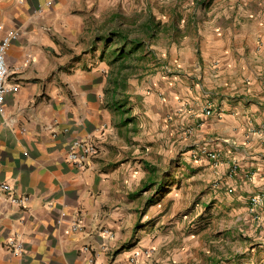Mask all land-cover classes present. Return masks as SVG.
I'll return each instance as SVG.
<instances>
[{"label": "crops", "instance_id": "0c3cea01", "mask_svg": "<svg viewBox=\"0 0 264 264\" xmlns=\"http://www.w3.org/2000/svg\"><path fill=\"white\" fill-rule=\"evenodd\" d=\"M126 14H145L153 32L162 17L163 30L180 33L170 64L201 81L167 74L149 85L147 112L126 108L101 62L118 51L111 35ZM6 40L17 89L0 104V184L12 186L0 192V264H91L85 245L97 250L94 264L125 263L168 206L156 160L151 168L141 154L160 138L170 149L174 137L185 139L183 160L219 184L215 199H242L249 210L264 193V0H0ZM155 89L167 94L159 104ZM76 140L99 147L84 168L68 159ZM12 197H27L25 206ZM183 253L152 261L183 264Z\"/></svg>", "mask_w": 264, "mask_h": 264}, {"label": "rangeland", "instance_id": "374dc122", "mask_svg": "<svg viewBox=\"0 0 264 264\" xmlns=\"http://www.w3.org/2000/svg\"><path fill=\"white\" fill-rule=\"evenodd\" d=\"M144 15L134 19L126 14L117 21V31L127 35L128 42L119 35H111V38H115L111 45L114 50L121 51L127 44L129 51L135 40L142 42L143 46L127 57H119L115 50L112 57L101 61L106 63V67L102 68L103 73L110 76L109 92L117 94L118 91L119 98L126 96V108L130 106L136 112H147L152 107L148 87L153 81L159 83L167 74L179 79L188 77L194 82L190 85L202 79L194 77L192 68L173 67L170 64V56L175 52L174 43L179 46L182 42L181 34L163 30L162 22L165 20L162 17L154 20L159 31L149 30L144 23ZM114 22L110 20V27ZM158 89L155 92L159 104L167 94ZM184 140L183 137H174L170 149L162 144L164 139L160 138L156 148H151V151L148 147L141 149V154L150 159L151 168L156 160L158 177H164L159 186L163 195L158 197L168 206L160 214L157 224L146 231L145 236L150 235V241L138 250L153 249L156 256L172 255L174 260L175 257L180 260V254L184 252L183 264H264V218L261 207L252 210L251 199L249 210L242 199L231 201L230 206L226 199H215L214 190L219 184L210 181L203 170L191 167V161L183 160L184 146L181 148L179 143L183 144ZM163 182L168 183L165 185ZM178 260L173 262L178 263Z\"/></svg>", "mask_w": 264, "mask_h": 264}, {"label": "built area", "instance_id": "2783aa9c", "mask_svg": "<svg viewBox=\"0 0 264 264\" xmlns=\"http://www.w3.org/2000/svg\"><path fill=\"white\" fill-rule=\"evenodd\" d=\"M11 41L6 40L0 44V104H3L5 102L6 96L8 93L13 92L17 89V85L15 83H11L9 81V78L11 76L10 68L7 64V53L11 47ZM211 106V104L209 105ZM205 113L208 116H211L214 111L212 107H206ZM192 132V128L186 129V133L189 135ZM203 154H205L209 159L213 161H218L220 157V151L219 150H209L207 148H203L202 150ZM99 153V147L90 142L85 140H76L74 141L68 150V159L77 167L84 168L86 164L92 160L94 156H96ZM12 191V186L3 183L0 184V192L2 193H10ZM12 201L21 205L25 206V203L27 201V197H12ZM251 204L253 206L252 210H255L256 208L261 207L264 205V193L255 195L251 198ZM74 225L76 228H81L80 222L77 220L74 222ZM104 233V237H107L109 239H113L115 235L109 230L104 229L102 230ZM102 247H106V244L103 243ZM83 251L90 254L89 262L91 264L96 263V255L97 250L92 248L89 245H85L83 248ZM154 250L153 249H147V250H138L132 254H130L128 257H126V261L123 264H155L152 261V254ZM114 264V261L112 262Z\"/></svg>", "mask_w": 264, "mask_h": 264}, {"label": "trees", "instance_id": "16d2710c", "mask_svg": "<svg viewBox=\"0 0 264 264\" xmlns=\"http://www.w3.org/2000/svg\"><path fill=\"white\" fill-rule=\"evenodd\" d=\"M150 26H152L151 24H150ZM154 26V25H153ZM158 26V25H157ZM156 27V26H155ZM119 35V37H122L123 39H125V42H128V40H129V37L127 36V35H125V34H118ZM114 36H115V34H114ZM111 39V38H110ZM138 40H135V41H132L133 43H132V45H131V50H127V48H128V45L126 44L125 45V47H123V50H121V51H118L117 52V55H120L119 57H127V56H129L131 53H133V52H136V51H138V49L140 48V47H142L143 46V43L142 42H137ZM134 43H137V45H134ZM118 103H121V102H118ZM123 106H122V104L121 105H119V109H121ZM155 200L153 199V198H151V199H149L148 200V205L149 204H151V203H153Z\"/></svg>", "mask_w": 264, "mask_h": 264}]
</instances>
